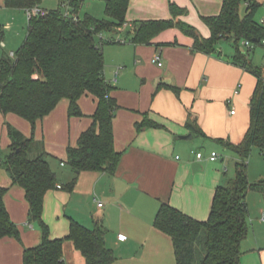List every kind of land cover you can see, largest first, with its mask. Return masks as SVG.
<instances>
[{
    "label": "crops",
    "instance_id": "crops-1",
    "mask_svg": "<svg viewBox=\"0 0 264 264\" xmlns=\"http://www.w3.org/2000/svg\"><path fill=\"white\" fill-rule=\"evenodd\" d=\"M96 1L102 3L104 16L85 14L106 19V0ZM257 1L264 8V0ZM172 3L187 10L186 15L177 21L195 27L201 36L210 38L211 30L203 18L218 16L223 0H172ZM170 5L169 0H130L125 25L105 34L101 43L104 76L113 87L111 96L119 106L113 130L114 147L122 157L115 175L83 172L72 193L58 189L47 193L44 201L43 220L49 226L52 239L68 235L71 219L88 229L101 224L107 230L106 246L116 257L114 264H175L171 239L153 226L161 204L168 203L194 219L207 221L216 189L231 185L236 164L240 162L236 153L215 140L239 144L251 124L250 102L257 79L234 63L236 49L233 43L228 42L230 48L227 50L217 46L213 55L194 52L193 39L178 28L160 33L150 44L132 41L136 23L171 19ZM243 8L245 11V5L241 10ZM65 13L70 14L68 7ZM76 18L83 19L80 15ZM256 20L263 23L264 15L261 19L256 16ZM6 30L4 27L0 35L2 42ZM249 53L243 52L248 62L264 77V68L254 65L249 60ZM157 55L161 57L162 67L153 62ZM78 104L82 117H70V102L63 99L35 125V142L29 157L36 159L45 155L58 181L62 176H65V182L74 178L73 171L67 166V149L76 147L82 133L94 122L96 98L84 95ZM3 117L5 123L26 137L31 136L29 130L19 128V116L8 114ZM145 118L155 121L161 128L138 132L136 126ZM193 124L207 136L199 137L202 144L211 152L221 154L214 162L206 161L202 170L196 173L193 164L198 161L188 154L191 148L188 143L192 139H181L188 135L195 138L189 127ZM0 144L2 163L9 154L12 140L9 138ZM34 144L42 147L34 151ZM216 146L223 148L224 153ZM255 161L257 158L252 157L250 165L248 163V177L252 184L250 176L254 175ZM260 175H264V170ZM63 184L59 181V185ZM0 186L8 189L5 206L19 229V238L0 240V264H23L24 251L42 243V232L37 223L29 221L25 191L13 186L11 177L1 167ZM246 201L248 205V195ZM99 203L103 204L102 208ZM263 212L264 206L259 219L249 221L250 233L242 244L241 264H264ZM112 216L118 222L117 226L110 223ZM121 234L127 236V240H120ZM71 244L66 242L64 245L65 264H75L71 257H78L76 253L79 252Z\"/></svg>",
    "mask_w": 264,
    "mask_h": 264
},
{
    "label": "trees",
    "instance_id": "trees-1",
    "mask_svg": "<svg viewBox=\"0 0 264 264\" xmlns=\"http://www.w3.org/2000/svg\"><path fill=\"white\" fill-rule=\"evenodd\" d=\"M84 1L59 0L58 10L45 11L44 15L30 18L27 38L15 58L8 54L0 57V113L21 117L31 124L33 130L36 123L47 117L63 99L70 102V117L83 116L78 101L84 95H92L97 100L93 125L82 133L76 147L67 149V166L73 171L74 178L65 185H59L45 155L30 159L34 139H25L8 125L12 144L0 167L9 174L13 186L25 191L29 221L37 223L42 232V243L24 251L23 264H65L66 242L74 245L86 264H114L116 261L113 251L106 246L107 230L101 224L88 229L71 219L68 235L52 239L49 226L43 220L47 193L58 189L72 193L83 172L113 176L122 157L114 147L113 121L119 106L111 96L113 87L104 76L105 61L101 48L104 40H100L99 35L120 30L125 25L130 0H106V19L86 15L80 20L76 15ZM169 1L172 18L136 23L134 43L150 44L157 35L173 28L193 39L194 52L213 55L221 41L233 43L236 49L234 63L254 75L257 86L250 102V128L243 141L233 144L215 140L236 153L240 162L236 164L231 185L216 189L208 220L199 221L168 203H162L153 226L171 239L176 264H241L242 244L250 233L247 195L255 190L264 192V184H252L248 177L252 150L257 148L264 154V77L248 62L245 56L249 51L240 44L260 40V43H253L261 46L264 22H258L256 16L262 5L257 0H223L218 16L203 18L211 30L210 38H204L195 27L177 21L186 15L187 10ZM42 2L4 0L7 8L26 11L41 9ZM243 5L245 11L241 16ZM62 6L71 9L75 16L62 13ZM136 127L138 132L161 128L148 118ZM189 127L195 137L207 138L194 124ZM7 192V188L0 186V240L19 238V229L5 206Z\"/></svg>",
    "mask_w": 264,
    "mask_h": 264
},
{
    "label": "rangeland",
    "instance_id": "rangeland-1",
    "mask_svg": "<svg viewBox=\"0 0 264 264\" xmlns=\"http://www.w3.org/2000/svg\"><path fill=\"white\" fill-rule=\"evenodd\" d=\"M59 0H43L42 4H41V8L48 10V11H56L59 9ZM84 6H82L81 11L79 12L78 15H80V18H84L86 16V12L88 13H92V14H96V15H103L104 16V7L102 5V3H100L99 1L96 0H85L84 1ZM61 11L62 13H65L67 11V7L62 6L61 7ZM70 14L72 16L73 15L71 9H70ZM76 15V16H78ZM244 15V8L241 10V16ZM262 15H264V8L262 7L261 10L259 11L257 18L261 19ZM29 16L26 10L23 9H14V8H7L4 4V0H0V21L4 27L7 28L6 31H4V36H3V40L5 42L6 47L0 48V57L3 54H10L11 52L17 53L18 50L21 48V46L23 45L24 41L27 38V34H28V26H29ZM242 44V45H241ZM241 46L243 47V41L241 42ZM219 48H222L224 50H227L228 48H230V45L228 42L226 41H221L218 45ZM246 51H249L250 55H249V60L252 61L254 63V65L259 66L261 68H264V48L261 47L260 45L258 46H254L253 50H249L246 49ZM0 141L3 143L9 140L10 136H9V131H8V125H10L8 122L5 123V119L2 115V113H0ZM19 120L21 121V123L18 124L19 128L22 130L28 131V134L31 135L30 137H26L23 133H21V135L25 138V139H30L33 138L34 142H35V129L33 130L32 126L30 125V123L24 119H22L21 117H19ZM11 126V125H10ZM13 129L17 130L14 126H11ZM18 131V130H17ZM189 145H191L190 150H188V154L190 156V158L194 159L193 156H195L196 152H201L204 156V159L201 161L202 164H200L202 167L204 166V163L206 161H210L209 160V156L211 155V150L209 147L205 146L202 144V141L199 137H195L194 139H192L191 141H189L188 143ZM2 144H0L1 146ZM41 144L35 146H33V149L35 151V148H41ZM217 149L219 151H221L222 153H224V149L216 146ZM0 149H2V147H0ZM192 150V151H191ZM3 151V149L1 150ZM216 152V151H214ZM5 152H3L4 154ZM217 154H219L221 156V154L219 152H216ZM252 157L254 158V160H256L257 158V162H256V167L252 170L254 172L253 176H250L251 181L254 184H264V182H261L262 180H264V175H260L261 171L264 170V155H262V153L257 149L254 148L252 150L251 156L248 160V163L250 165L251 159ZM251 169V168H250ZM251 172V170L249 171ZM252 172V174H253ZM65 176H62L59 181L63 182L65 184L69 183V182H65ZM71 181V180H69ZM102 202V201H101ZM103 203V202H102ZM248 206H249V221H255L257 219H259V214L261 211V207L264 206V192L261 190H255V191H251L248 194ZM110 223L113 224L114 226L118 225V222L115 221L114 216H112V218L110 219ZM70 246H73L72 244ZM73 248V247H72ZM72 252L74 253V249H72ZM77 254V258L73 255L71 257L72 261L75 264H84V258L80 255V253H76ZM175 264H176V260H175Z\"/></svg>",
    "mask_w": 264,
    "mask_h": 264
},
{
    "label": "built area",
    "instance_id": "built-area-1",
    "mask_svg": "<svg viewBox=\"0 0 264 264\" xmlns=\"http://www.w3.org/2000/svg\"><path fill=\"white\" fill-rule=\"evenodd\" d=\"M27 13H28V16H29V19H30V18H32L34 16L44 15L45 14V11L42 10V9H40V8H35V9L27 10ZM66 15H69V14L67 13ZM3 29H4V27H2L0 25V35L3 32ZM99 38H100V40L103 41L105 39V35L104 34H100L99 35ZM118 42H123V41L122 40H119ZM254 46H255V44L253 42L243 41V47L246 48V49L253 50ZM261 46L264 47V40H262ZM0 47L1 48H4L5 47L4 42L0 41ZM9 56H10V58L14 59L15 58V53L12 52V53L9 54ZM153 62L155 64H157L159 67H162V65H163L162 64L161 57L158 56V55L154 57ZM236 94H238V92H236ZM195 157H196V159H197L198 162H201L204 159V156H203V154L201 152H196L195 153ZM219 158H220V155L217 154L216 152H212L211 155L209 156V160L212 161V162L218 160ZM98 206L100 208H102L103 207V204L102 203H99ZM261 219L264 222V212L262 213V218ZM119 239L122 240V241H125V240H127V236L121 234V235H119Z\"/></svg>",
    "mask_w": 264,
    "mask_h": 264
},
{
    "label": "water",
    "instance_id": "water-1",
    "mask_svg": "<svg viewBox=\"0 0 264 264\" xmlns=\"http://www.w3.org/2000/svg\"><path fill=\"white\" fill-rule=\"evenodd\" d=\"M254 43H260V40H253ZM242 52H245L244 48H241ZM182 140H191L193 139L192 135H188V136H182L181 137ZM202 170V166L200 165V163H195L193 164V172H199ZM261 182H264V180H262Z\"/></svg>",
    "mask_w": 264,
    "mask_h": 264
}]
</instances>
